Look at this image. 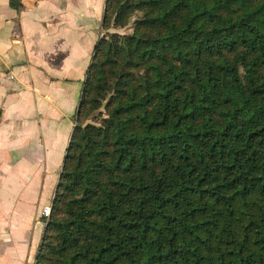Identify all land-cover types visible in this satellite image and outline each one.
Returning <instances> with one entry per match:
<instances>
[{"label": "trees", "instance_id": "16d2710c", "mask_svg": "<svg viewBox=\"0 0 264 264\" xmlns=\"http://www.w3.org/2000/svg\"><path fill=\"white\" fill-rule=\"evenodd\" d=\"M43 222L35 264H264V0H105Z\"/></svg>", "mask_w": 264, "mask_h": 264}, {"label": "crops", "instance_id": "0c3cea01", "mask_svg": "<svg viewBox=\"0 0 264 264\" xmlns=\"http://www.w3.org/2000/svg\"><path fill=\"white\" fill-rule=\"evenodd\" d=\"M17 1L0 0V264L35 262L105 5Z\"/></svg>", "mask_w": 264, "mask_h": 264}, {"label": "built area", "instance_id": "2783aa9c", "mask_svg": "<svg viewBox=\"0 0 264 264\" xmlns=\"http://www.w3.org/2000/svg\"><path fill=\"white\" fill-rule=\"evenodd\" d=\"M50 211H51V208L50 207H44L42 209V211H41V220H42V223L43 224H44L43 219L45 220V219H48L49 218ZM31 264H35V262L34 263H31Z\"/></svg>", "mask_w": 264, "mask_h": 264}, {"label": "rangeland", "instance_id": "374dc122", "mask_svg": "<svg viewBox=\"0 0 264 264\" xmlns=\"http://www.w3.org/2000/svg\"><path fill=\"white\" fill-rule=\"evenodd\" d=\"M127 31L128 30H126V29H122V30H118L117 33L122 34V33L127 32ZM111 32H113V31H111ZM89 120H90V118H88V122H90ZM54 185H55V183H50L49 190H53L54 189ZM32 263H34V262H32Z\"/></svg>", "mask_w": 264, "mask_h": 264}]
</instances>
